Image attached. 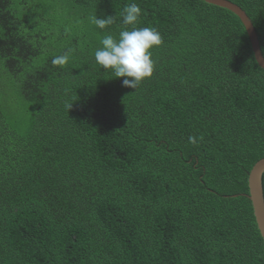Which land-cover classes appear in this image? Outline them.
<instances>
[{
    "label": "trees",
    "instance_id": "1",
    "mask_svg": "<svg viewBox=\"0 0 264 264\" xmlns=\"http://www.w3.org/2000/svg\"><path fill=\"white\" fill-rule=\"evenodd\" d=\"M229 1L264 56V0ZM133 3L135 27L163 38L136 90L94 58ZM94 14L115 23L98 29ZM262 158L264 70L232 12L201 0H0V264H264L242 196Z\"/></svg>",
    "mask_w": 264,
    "mask_h": 264
},
{
    "label": "clouds",
    "instance_id": "2",
    "mask_svg": "<svg viewBox=\"0 0 264 264\" xmlns=\"http://www.w3.org/2000/svg\"><path fill=\"white\" fill-rule=\"evenodd\" d=\"M141 8L137 4L124 7L121 16L126 30L119 32L114 37L106 33L100 43L102 47L95 52V62L106 72H111L116 79L123 78L122 86L136 90L146 80L151 79L155 70V62L152 59L153 49L163 45V38L155 28H136L141 16ZM89 22L98 29L104 30L115 23V17L109 16L98 19L96 14L90 16ZM69 32L65 28V33ZM75 49H69L63 55L52 60L53 67L63 68L69 63L70 56ZM73 104H66L68 112ZM203 140V137L199 138ZM189 143L195 145L196 138L189 137Z\"/></svg>",
    "mask_w": 264,
    "mask_h": 264
},
{
    "label": "water",
    "instance_id": "3",
    "mask_svg": "<svg viewBox=\"0 0 264 264\" xmlns=\"http://www.w3.org/2000/svg\"><path fill=\"white\" fill-rule=\"evenodd\" d=\"M207 4L214 5L226 9L235 14L243 24L248 35L252 53L257 65L264 70V56L261 50L258 34L253 25L252 20L246 12L229 0H201ZM263 175H264V158L254 164L248 175V194H242L247 197L253 207V215L257 224L258 231L264 241V191H263ZM232 197H237L234 195Z\"/></svg>",
    "mask_w": 264,
    "mask_h": 264
}]
</instances>
